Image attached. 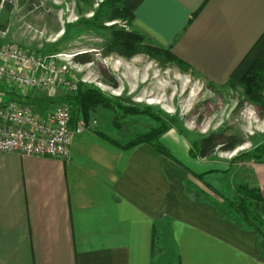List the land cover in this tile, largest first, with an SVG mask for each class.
Instances as JSON below:
<instances>
[{"label": "crops", "instance_id": "obj_1", "mask_svg": "<svg viewBox=\"0 0 264 264\" xmlns=\"http://www.w3.org/2000/svg\"><path fill=\"white\" fill-rule=\"evenodd\" d=\"M124 6L134 15L131 30L212 85L238 83L264 62V0ZM100 132L74 135L68 159L0 154V264H156L154 243L163 229L181 264H264V238L221 217L216 196L192 176H230L231 197L248 184L264 198V163L238 175L217 155L192 158L172 130L162 141L172 145L178 165L146 144L121 149Z\"/></svg>", "mask_w": 264, "mask_h": 264}, {"label": "rangeland", "instance_id": "obj_2", "mask_svg": "<svg viewBox=\"0 0 264 264\" xmlns=\"http://www.w3.org/2000/svg\"><path fill=\"white\" fill-rule=\"evenodd\" d=\"M104 1L13 0L9 3V6L12 5L9 10L0 4V43L17 45L47 56L90 52L94 58V65L90 72L92 83L87 85H93L112 96L124 97L128 100L125 105L155 107L176 119L177 127L195 138L215 132L236 134L244 140L243 144L233 152H223L219 149L215 154L216 159L221 162L220 166L228 171L230 169L234 171L236 168L238 175L246 172L251 167L250 164L255 163L254 160H249L247 155H252L255 149L264 143V109L243 97L241 88L236 86L241 80L238 83L234 82L236 84L234 86L229 82L224 86L213 85L214 88H211L212 84L201 78L192 68L186 73L175 65L162 67L145 55L132 59L116 54L105 56L104 43L112 30L100 28L97 22H105L104 25L107 27L119 23L125 30L131 29L125 22H106L110 4L103 5ZM110 79L117 81V88L110 84ZM1 89L5 93L0 94V102L11 101V95L6 94L7 91H11L16 95L36 100L37 105L47 113L63 105L60 98L67 94L61 88L21 91L4 83H1ZM93 116L98 121L96 130L100 127L122 143L130 141L135 134L148 132L159 126L147 115L123 118L120 112L116 115L99 109ZM118 125H121V128H118ZM172 130L179 134L172 128L160 139L168 151L174 149L170 143L162 141V138ZM185 141L187 142L186 139ZM242 154L244 155L241 156ZM211 159H214V156ZM222 175L209 174L204 181L225 196L236 199L234 193L232 197L230 195V176ZM194 179L191 180L196 183ZM241 179L242 176H239L238 184ZM241 185L246 184L238 186ZM234 192L236 193V188ZM238 221L241 226L246 227L239 217ZM166 230L158 231L157 247L163 252H159L156 264H179L175 256L176 247L172 243L166 244L168 241L163 233Z\"/></svg>", "mask_w": 264, "mask_h": 264}, {"label": "trees", "instance_id": "obj_3", "mask_svg": "<svg viewBox=\"0 0 264 264\" xmlns=\"http://www.w3.org/2000/svg\"><path fill=\"white\" fill-rule=\"evenodd\" d=\"M10 1L13 0H0V4H3V7L6 6L9 10L12 7V5L9 6ZM124 1L125 0H105L102 3L103 5L110 4L105 18L107 23L121 21L132 27L134 15L124 6ZM94 19H96V13L94 15ZM104 23L97 22L100 28L112 30L109 38L104 43L103 50L105 56L116 54L126 59H132L139 55H145L162 67L175 65L180 69V71L186 73L191 70V67L179 59L174 53H172L171 50L164 49L153 44L145 35L134 30L127 31L124 27L119 25V23H115L109 27L104 25ZM74 60L81 64L94 62L93 55L88 52L77 55ZM110 81V84L114 88L118 87L117 81L114 79H110ZM230 84L233 86L236 85L233 81H230ZM236 86L241 88V93L247 101L264 109V62H255ZM210 87L214 88L213 85H210ZM4 93L5 92L1 89L0 83V94ZM6 94L11 95V101L28 105L40 115H45L47 113L37 105L36 100L30 97H22L21 95L11 93V91H7ZM60 99L63 104L70 107L72 114V127L77 125L80 121L89 123L91 120L95 119L93 115L99 109L113 112L116 115L117 112H120L123 118L138 115L149 116L159 126L153 127L148 132L135 134L134 138L130 141H126L125 143H122L113 137L111 138L103 132H100V134L107 141L124 150H132L142 144L149 145L159 154L166 156L178 165H180V163L172 156L168 149L161 144L160 141L161 137L172 128L176 129L177 132L187 140L190 145V156L194 159H209L214 156L219 149L223 152H233L244 142V140H241L236 134L228 135L225 132H215L201 138L192 137L183 129L177 127L176 119L164 114L159 109L147 105H125L128 100L124 97L109 95L101 91L99 88L85 83H80L75 93L62 95ZM23 100H25V102ZM118 126V128H121V125ZM243 155L244 154L241 156ZM247 157L249 160H254L255 163H264V143L258 146L252 155L248 154ZM192 176L197 181L202 182L212 194H215V196L217 195L218 212L221 217L232 221L239 227H243L239 224V217L245 224L246 228L258 232L260 236L264 238V198L262 197L259 189L252 188L248 184L237 186L235 193L237 198L234 199V197L233 199H229L225 196V194L221 193L218 189L204 181V179H206V175H197L192 173ZM159 252H163V250L159 251L158 247L154 243V257L158 256ZM175 253L176 251L174 254ZM175 256L178 263L181 264L178 251ZM164 259H166L165 252Z\"/></svg>", "mask_w": 264, "mask_h": 264}, {"label": "built area", "instance_id": "obj_4", "mask_svg": "<svg viewBox=\"0 0 264 264\" xmlns=\"http://www.w3.org/2000/svg\"><path fill=\"white\" fill-rule=\"evenodd\" d=\"M76 54L42 55L17 45L0 43V83L19 90L61 88L72 94L80 83L90 84L94 63L81 64ZM68 105L40 115L16 101L0 102V154L68 159L74 135L93 130L98 121L71 126Z\"/></svg>", "mask_w": 264, "mask_h": 264}]
</instances>
